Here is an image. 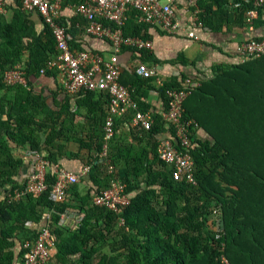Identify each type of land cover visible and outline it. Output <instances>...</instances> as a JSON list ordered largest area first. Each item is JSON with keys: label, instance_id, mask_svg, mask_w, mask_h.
I'll use <instances>...</instances> for the list:
<instances>
[{"label": "trees", "instance_id": "16d2710c", "mask_svg": "<svg viewBox=\"0 0 264 264\" xmlns=\"http://www.w3.org/2000/svg\"><path fill=\"white\" fill-rule=\"evenodd\" d=\"M82 1L62 0L61 9L78 6ZM48 2L54 5L56 0ZM240 5L233 10L226 0H197L196 6L202 10L198 20L211 32L220 31L230 21L245 27L244 14L252 7ZM14 16L7 23L0 15V195L9 186H19L15 178L25 164L15 149L39 152L57 166L67 153L66 133L72 131L69 122L62 119L72 99L66 97L61 110L53 112L42 94L23 85L4 83V73L20 61L8 56L7 48L28 51V80L38 76L43 64L57 53L56 39L45 22L44 33L38 35L20 6ZM74 21L68 24L60 18L57 24L65 28L72 50L86 51L77 50L74 38L76 23L83 20L78 16ZM147 32L132 16L122 30L125 37L143 40H147ZM124 49L131 48L121 51ZM148 52L137 51L141 58L138 63H147L145 66L150 68L156 61ZM122 73L129 77L126 83ZM214 74L193 89L190 97L195 99L196 108L189 106L187 113L184 110L182 114L207 135V139H197L189 148L194 184L185 179L173 181L169 167L158 159L156 138L166 131L171 134V130L157 113L145 110L142 102L136 100L134 92L140 88L142 78L134 71H121L120 83L129 85L138 110L148 111L152 118L148 131L130 129L134 136L139 135L137 141L146 142L145 146L136 150L115 148L114 138L108 158H93L84 181L86 190L80 191L82 185L71 187L70 204L53 201L51 190L56 178L52 171L47 174L48 190L41 196L30 195L12 204L0 200V264L18 263L22 254L18 255L15 246L36 240L43 217L51 212V228L58 238L57 264H223V260L227 264H264V53L235 65L216 67ZM143 80L149 83L151 78ZM170 88L179 89L181 83L174 80L157 87L163 110L164 92ZM71 98L76 109L87 108L89 114L99 110L98 123H102V118L105 121L109 103L106 92L85 91ZM102 101L105 107H99ZM93 137L91 144L78 140L80 149L100 155L103 129L94 131ZM108 163L117 170L128 196V205L119 216L92 202L94 195L110 185ZM72 208H77L84 218L77 231L66 227L70 217L66 225L59 226V215L68 216ZM214 212L221 220V228L215 232L211 228L215 224H208ZM120 220L123 225L119 228ZM28 224L35 227L28 228Z\"/></svg>", "mask_w": 264, "mask_h": 264}, {"label": "built area", "instance_id": "2783aa9c", "mask_svg": "<svg viewBox=\"0 0 264 264\" xmlns=\"http://www.w3.org/2000/svg\"><path fill=\"white\" fill-rule=\"evenodd\" d=\"M19 3L21 11L25 14L36 13L41 15L56 39V54L49 58L39 70V75H48L52 72L60 76L63 91L70 96L80 92H106L109 95L108 111L105 117L103 132L104 144L101 157L108 158L110 142L115 138L120 120H127L131 130L136 132L148 131L152 118L148 111H139L136 102L131 97V89L120 83L121 67L118 55L122 48H133L136 51L151 50V42L137 37H125L122 30L132 16L134 22L147 29L156 30L165 35L184 33L189 39L198 40L194 33L196 28L203 29L198 20L199 12L192 13L189 25L182 28L175 21V3L178 0H83L81 4L73 7L77 16L86 23L85 30L91 36L106 38L112 45V53L108 57L103 54L87 51L72 50L67 40L65 28L59 26L57 21L61 18L62 0H56L50 5L48 0H15ZM230 9L241 8V3L252 7L244 14V24L248 30L245 42L236 48L238 62H243L252 56L264 53V33L255 37L254 22L264 13V0H226ZM234 1L240 2L234 3ZM5 0H0V15L5 13ZM188 5L194 7V0H188ZM133 71L142 79L156 78L155 69H149L137 63ZM6 85H28L25 69L14 66L4 73ZM161 84V83H160ZM199 83L187 78L181 82L179 89H166V108L160 114L167 131L157 136L156 154L158 159L169 167V175L173 181L185 179L193 183V161L189 148L197 140L195 132L197 124L193 120H185L182 104L192 95L193 89ZM191 132L193 134L191 135ZM30 170L24 178L18 181V188L9 186L0 200L7 203H19L32 195L39 197L48 190L47 174L52 171L56 182L52 187L51 196L56 204H70L72 186L83 185L89 175L91 165L85 166L80 173H74L59 166H52L43 154L28 151ZM25 160V159H24ZM111 176L110 185L104 191L92 197L93 205L106 209L115 215H120L128 205V196L125 186L121 183L115 167L109 163L107 169ZM13 189V190H12ZM215 213V212H214ZM53 213L43 217L42 229L38 238L24 244L18 242V263L15 264H52L56 260L58 238L51 228ZM59 226L66 225L69 215L61 214ZM68 218V219H67ZM123 225V221H120ZM28 228L35 227L28 224ZM219 236L215 237L218 240ZM223 264H227L223 260Z\"/></svg>", "mask_w": 264, "mask_h": 264}, {"label": "crops", "instance_id": "0c3cea01", "mask_svg": "<svg viewBox=\"0 0 264 264\" xmlns=\"http://www.w3.org/2000/svg\"><path fill=\"white\" fill-rule=\"evenodd\" d=\"M5 21L10 22L15 18L14 12H18L19 3L15 0H5ZM197 0H194V7L188 5V0H178L175 3V21L185 28L189 25L192 13L198 11L201 15V11L196 6ZM203 6V5H202ZM201 7V6H200ZM215 10V8H212ZM30 24L35 29L34 31L39 35L44 33L45 24L41 15L36 13L25 14ZM77 14L72 8L61 9V18L71 24L75 22ZM224 23V20H223ZM69 26V25H68ZM71 26V25H70ZM86 23L77 22L75 30V43L77 50H86L87 52L100 53L108 57L112 53V45L106 38H100L91 36L86 33ZM194 30V33L199 37L198 40L189 39L185 33H176L174 35H165L157 32L156 30L147 29V40L151 42L150 53L152 59L156 62L149 66V69H155L157 73L156 78H151L148 83L145 80H141L140 88L135 90V98L142 102V106H145V110H149L153 113H157L159 116L163 111V102L159 97L157 87L164 82L172 83L182 82L187 78H191L193 81H197L199 84L202 81L210 80L214 77L216 67H228L238 63V56L236 48L241 43L245 42L248 37V30L246 27L237 25L234 21H230L227 24H223L222 28L218 32H211L207 27ZM187 31V30H182ZM264 33V13L254 23V32L252 35L255 37ZM4 49V48H3ZM7 55L19 59V66L24 69L28 62V51L19 49H6ZM140 54L133 48L122 50L118 55V62L121 67V71H126L128 74L133 71L134 66L139 62ZM55 56V55H53ZM51 56V57H53ZM50 57V58H51ZM141 59V58H140ZM182 60V61H180ZM144 65H147L145 63ZM123 75V73H122ZM27 76V75H26ZM28 79V78H27ZM123 81L126 83L129 77L123 75ZM31 81V84L29 82ZM161 83V84H160ZM125 86H129L126 84ZM28 90H33L35 93L42 94L53 112L61 110L64 106L65 99H72L70 102V109L63 114V120L69 122V128L72 130L68 140H65L67 146V153L65 157L59 159L57 166L67 169L74 173H80L85 166H89L94 162L95 155H100L95 152H88L87 150H81L78 140L84 139L93 143L95 137L94 131H102L104 121L98 123L100 118L99 110H94V113H88L87 108L76 109L75 100L72 96L67 95L62 89L61 78L57 74L38 75L31 77L28 80V85L24 86ZM132 91V90H131ZM195 99L190 97L185 103V113H187V107L196 108ZM105 107L104 101L101 102L99 107ZM75 114V115H74ZM68 127V126H67ZM134 132V130H132ZM128 126L127 120L122 119L118 123V130L115 134V143L113 147H129L136 150L141 146H145L146 142L141 140L137 141L139 135H135ZM196 138L207 139L206 132L200 127H197L195 132ZM92 136V137H91ZM135 137V138H134ZM110 148V146H109ZM28 152L24 150V169L15 180L20 181L26 173L30 170L31 164ZM87 181V180H86ZM85 184V182H84ZM80 186V191H85V185ZM87 188V187H86ZM89 189V188H88ZM87 189V190H88ZM75 209V208H74ZM72 208V210H74Z\"/></svg>", "mask_w": 264, "mask_h": 264}, {"label": "rangeland", "instance_id": "374dc122", "mask_svg": "<svg viewBox=\"0 0 264 264\" xmlns=\"http://www.w3.org/2000/svg\"><path fill=\"white\" fill-rule=\"evenodd\" d=\"M14 153L18 154V156H21V157L24 156V150L23 149H15ZM108 165H109V163H108ZM108 165H107V169H108ZM213 210H215V209H213ZM215 213H213L210 216L211 218L208 219V222H209L208 224L211 225L212 224L211 222H213V224H215L214 227L211 225V228H212L213 231L215 229L217 230V229L221 228V220H220L219 214L217 213V215H216ZM69 217H70V222H69V224L66 227H69V229L72 230V231H77L80 228L82 220L84 219L83 215L81 213H79L77 208H75L74 210H69ZM120 226H121V223L118 222V227L120 228ZM140 226H141V222L139 221L138 222V227L140 228ZM210 230H209V232H212ZM115 232H118V229H116ZM15 251H17V253H18L17 249H15ZM106 252H109V250H106ZM54 262L52 264H57V263H54Z\"/></svg>", "mask_w": 264, "mask_h": 264}, {"label": "clouds", "instance_id": "9594fccd", "mask_svg": "<svg viewBox=\"0 0 264 264\" xmlns=\"http://www.w3.org/2000/svg\"><path fill=\"white\" fill-rule=\"evenodd\" d=\"M2 193H3V192H2ZM2 193H1V194H2ZM17 248H18V243H17V246H15V249H17Z\"/></svg>", "mask_w": 264, "mask_h": 264}]
</instances>
